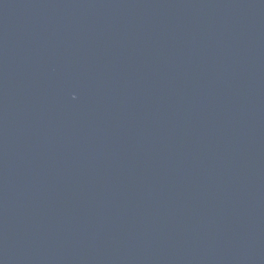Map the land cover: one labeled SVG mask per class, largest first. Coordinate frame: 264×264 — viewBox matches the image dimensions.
Returning a JSON list of instances; mask_svg holds the SVG:
<instances>
[{
	"label": "water",
	"instance_id": "water-1",
	"mask_svg": "<svg viewBox=\"0 0 264 264\" xmlns=\"http://www.w3.org/2000/svg\"><path fill=\"white\" fill-rule=\"evenodd\" d=\"M16 264H264V0Z\"/></svg>",
	"mask_w": 264,
	"mask_h": 264
}]
</instances>
